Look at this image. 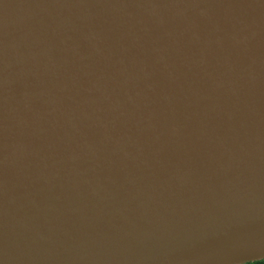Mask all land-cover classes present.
I'll use <instances>...</instances> for the list:
<instances>
[{
    "label": "water",
    "instance_id": "obj_1",
    "mask_svg": "<svg viewBox=\"0 0 264 264\" xmlns=\"http://www.w3.org/2000/svg\"><path fill=\"white\" fill-rule=\"evenodd\" d=\"M264 257V0H0V264Z\"/></svg>",
    "mask_w": 264,
    "mask_h": 264
},
{
    "label": "trees",
    "instance_id": "obj_2",
    "mask_svg": "<svg viewBox=\"0 0 264 264\" xmlns=\"http://www.w3.org/2000/svg\"><path fill=\"white\" fill-rule=\"evenodd\" d=\"M241 264H264V257L258 260L247 261Z\"/></svg>",
    "mask_w": 264,
    "mask_h": 264
}]
</instances>
